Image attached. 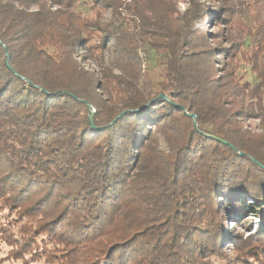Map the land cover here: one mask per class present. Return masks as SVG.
I'll use <instances>...</instances> for the list:
<instances>
[{
  "label": "trees",
  "instance_id": "1",
  "mask_svg": "<svg viewBox=\"0 0 264 264\" xmlns=\"http://www.w3.org/2000/svg\"><path fill=\"white\" fill-rule=\"evenodd\" d=\"M263 6L0 0V240L9 257L67 264L62 255L90 244L86 264H264V137L243 126L264 119ZM246 16L255 31L238 20ZM236 28L250 46L252 84L229 63L219 70ZM141 52L162 68L149 97L137 87ZM90 59L98 73L81 66ZM257 211L241 262L225 256L224 245L241 241L226 221L249 227L243 215Z\"/></svg>",
  "mask_w": 264,
  "mask_h": 264
},
{
  "label": "rangeland",
  "instance_id": "2",
  "mask_svg": "<svg viewBox=\"0 0 264 264\" xmlns=\"http://www.w3.org/2000/svg\"><path fill=\"white\" fill-rule=\"evenodd\" d=\"M122 1L127 2L129 0H122ZM187 3H188V0H178L179 10L183 11L184 8L187 7ZM258 15L264 16V6L261 7V10L258 12ZM238 20H240L241 22H244L247 25H252L251 30L252 32L255 31L256 26H255L254 20L250 21L249 16L241 17V19H238ZM199 27L202 29L206 28V29L211 30V26L209 24L206 25V23H203V22L199 23ZM226 33L228 34L227 31ZM232 34L235 35L233 38V40L235 41L234 51L232 52L233 57L230 58L229 60L224 59V58L221 61L219 60L220 62H226L221 68H219V70L226 68L228 65L227 63H229L232 66L233 73L235 74L237 78L246 80L250 84H252L256 81V78L252 74V71L250 69V64H248V61H246L248 59V53H250L249 51L250 46H247L244 43V40H246L245 31H241V28H236L232 30ZM242 42L244 45H238ZM219 43L226 47H229L231 44L229 42L226 43L225 40H219ZM141 56H142V74L138 80L137 87L140 93L146 95V97H149L151 92L154 90L156 83L162 79L161 78L162 68L160 67V65L156 64L155 62L156 58L152 53L148 55L147 53L143 54V52H141ZM112 60H113L112 54L110 52H107L106 62L111 63ZM81 66L84 69H87L92 73H98V67H96V64L91 59L86 60V61H81ZM248 97L249 96L240 95V99L242 98L243 100L242 99L241 100L244 103L246 102L248 103ZM260 102H261V106L264 109V94H262ZM243 126L245 130H248L249 132L254 133L256 135L260 134V136L264 137V119L262 120L261 117L253 116V117L247 118L246 120H244ZM157 136L159 137V135ZM159 142H160V146L165 149L166 145H165V142L162 140V138L160 139ZM217 199L219 200V197ZM259 215L260 213L258 214V211L256 213L249 212L243 215L244 220L248 222L250 221L252 222L250 223L251 225H248L249 227L234 225V222L229 221V220L226 221L227 228L230 229L233 233H236V235L241 238V241H237V243L233 245L231 244L224 245L223 251H224L225 256H228L230 259H234V260L239 259L241 262V256H242L241 253L243 250L242 240H244L243 245L245 246V244H247L250 241L247 238V236L250 235V233H253L252 235L258 233V230L256 228L258 224L261 223L258 219ZM89 247H90V244L77 247L75 252L72 255L69 256L66 253L62 255L60 258L64 259V261H66L67 264H86L87 263L86 259L88 258L90 254ZM10 250H11L10 245L0 240V264H47L45 261L44 262L33 261V260H30L29 258L26 261H24V259L22 258L17 259V260L13 259L9 257ZM77 250H79L78 253H77ZM65 255L68 257L67 259H65Z\"/></svg>",
  "mask_w": 264,
  "mask_h": 264
},
{
  "label": "water",
  "instance_id": "3",
  "mask_svg": "<svg viewBox=\"0 0 264 264\" xmlns=\"http://www.w3.org/2000/svg\"><path fill=\"white\" fill-rule=\"evenodd\" d=\"M163 96V95H162ZM125 111H122V112H120L118 115H116L114 118H113V120L112 121H110L111 123L112 122H114L122 113H124ZM190 116L191 117H193L194 118V116H195V114L194 113H191L190 114ZM89 123L92 125V119H91V117H89ZM194 124H195V119H194Z\"/></svg>",
  "mask_w": 264,
  "mask_h": 264
}]
</instances>
